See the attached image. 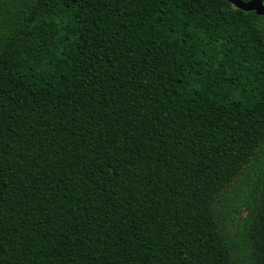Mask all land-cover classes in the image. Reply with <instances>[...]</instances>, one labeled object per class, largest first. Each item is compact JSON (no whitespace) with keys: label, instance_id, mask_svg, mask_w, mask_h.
<instances>
[{"label":"trees","instance_id":"16d2710c","mask_svg":"<svg viewBox=\"0 0 264 264\" xmlns=\"http://www.w3.org/2000/svg\"><path fill=\"white\" fill-rule=\"evenodd\" d=\"M0 264H264V14L0 0Z\"/></svg>","mask_w":264,"mask_h":264},{"label":"water","instance_id":"95a60500","mask_svg":"<svg viewBox=\"0 0 264 264\" xmlns=\"http://www.w3.org/2000/svg\"><path fill=\"white\" fill-rule=\"evenodd\" d=\"M235 8L254 11L257 15L264 14V0H226Z\"/></svg>","mask_w":264,"mask_h":264}]
</instances>
